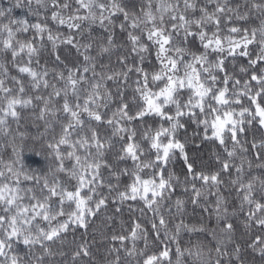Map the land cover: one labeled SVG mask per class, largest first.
<instances>
[{
    "label": "snow or ice",
    "instance_id": "1",
    "mask_svg": "<svg viewBox=\"0 0 264 264\" xmlns=\"http://www.w3.org/2000/svg\"><path fill=\"white\" fill-rule=\"evenodd\" d=\"M35 4L33 9V0H15L11 7L0 9V53L11 54L13 67L19 73L11 76L9 86L8 68L0 64V135L12 136L11 154L7 160L0 158V264H49L55 256H65L59 249L54 251L56 242L63 243L72 226L87 229L88 217L107 203V197L99 192L105 186L102 169H108L109 175L117 180L116 185L107 182L109 193H115L114 200L121 204L140 201L144 208L159 217V226L155 222L151 225L157 238L161 229L165 230L164 239L172 242H177L181 229L204 231L181 222L171 237L167 235V222L160 208L171 199L172 191L181 182L175 173L169 172L165 178L164 172L179 152L187 169L185 191L191 182L192 203L197 204L201 189L195 182L201 181V188L217 187L221 183L220 172L196 171L185 143L177 138L178 130L187 126L184 118L203 127L204 139L217 141L224 148L228 157L222 164L224 172L235 166L232 161L238 155L243 157L249 151L247 141H241L247 131L244 125L258 122L260 128H264V66H261L264 64V2L246 0L248 12L245 13H241L239 7H229L228 0H206L199 6L197 0H147L139 12L129 11L121 0H35ZM209 5H214L212 11ZM23 7L28 9V15L38 18L37 22L12 17L13 8ZM49 11L52 23L70 30L64 39H60L59 33L52 34L47 23ZM253 12L260 14L258 28L227 26L233 18L247 20ZM121 16L123 19L118 26L127 34L133 57L131 64L128 55H120L117 57L120 70H110L98 62L97 56L89 54L93 48V43L89 42L80 52L84 61L82 70L65 66V70L54 68L50 72L47 67L40 68L37 37L42 41L47 34L53 49L59 40L79 51L80 45L74 42L73 33L82 34L87 30L85 25L99 24L109 33L106 44L101 43L97 54L103 55L116 46L111 31ZM29 32L33 34L32 39L21 38ZM194 41L199 42L195 51L186 47ZM253 44L259 48L255 58L250 52ZM153 50L158 67L149 71L141 65L145 54L152 55ZM135 57H139V61ZM228 57L247 58L248 66H241L239 71L247 74L251 69L249 79L242 81L229 74ZM55 60L62 63L59 55ZM98 63L100 71H97ZM89 72L91 76L87 75ZM133 73L137 77L133 90L134 114L121 90ZM108 81L116 82L115 94L107 87ZM185 93L187 100L182 99ZM113 104L115 111H111ZM27 109H31L35 120L43 122L40 138L46 142V161H50L48 171L43 174L26 164L22 155L24 134H13L11 129V124L19 123L22 111ZM148 116L168 126L164 123L155 128L146 126L142 133H138L135 126H128L134 121L143 123ZM201 116L204 118L200 119ZM101 128L105 132L111 129V136L107 139L102 136ZM17 136L21 140L19 145ZM113 137L123 142L117 161L131 160V169L125 167L117 171L105 158L106 151L114 147ZM228 140L232 142L231 149L227 147ZM252 148L256 150V159L261 160L264 140L259 143L253 140ZM256 166L264 169V160ZM235 167L236 179L231 183L238 185L237 191L243 193L241 207L249 206L247 220L264 229V178L251 177L245 182L241 175L243 160ZM248 167H252V161L248 162ZM122 175L128 176L131 182L120 190ZM27 182H31L30 186H26ZM257 182L259 199L256 198ZM224 203L223 198L217 196L218 218ZM183 207L184 201L177 199L176 212H182ZM223 213L227 215L226 207ZM232 231L233 225L225 223L221 229L223 235L214 249L205 250L203 245L184 249L177 243V264H225V257L227 264H234L236 260L243 264L239 246L229 252L223 243L224 236L231 242ZM212 236L216 238L215 233ZM111 239L119 241L121 246L109 249V256L114 254V259L108 264H132L133 260L135 264H164L165 261L173 264L167 244L163 250L149 253V234L138 222L127 235H113ZM138 241H143V248L138 247ZM250 247L264 259V239L257 236ZM89 256L90 248L82 243L72 253V264H79L82 258Z\"/></svg>",
    "mask_w": 264,
    "mask_h": 264
},
{
    "label": "trees",
    "instance_id": "2",
    "mask_svg": "<svg viewBox=\"0 0 264 264\" xmlns=\"http://www.w3.org/2000/svg\"><path fill=\"white\" fill-rule=\"evenodd\" d=\"M147 0H121L127 9L131 12H139L140 6L146 4ZM155 2V0H154ZM258 2H264V0H258ZM15 3V0H0V9H7ZM198 6L206 3V0H197ZM229 7L237 8L241 13L248 12V7L246 6V0H228ZM33 9L36 8L35 0H33ZM75 7V5H74ZM214 5H209V11L213 10ZM42 12L45 10L41 9ZM199 13L197 12V15ZM12 17L15 18H26L30 22H37L38 18L35 16L28 15V9L23 8H13ZM48 16L47 23L52 30V34L55 36L60 34V39H64L70 34V30L66 26H58L51 22L50 11L46 13ZM121 16L119 20L115 21V27L111 31V35L115 40V47L111 48L109 53L103 55H97L99 53V47L101 43L106 44V37L109 33L105 32L99 24L95 25H85L86 31L73 33L74 42L80 45L79 51L77 48L71 45H65L57 41V46L53 49L51 42L47 40V34H45L44 39L41 41L39 37L36 38L37 46L40 49L38 60L40 68L43 69L47 67L51 72L52 69L65 70V66L81 67L84 64L83 56L80 52H83V45L89 42L93 43V48L90 50L89 54L92 56H97L98 62H102L107 65L112 71L120 70V65L117 63V57L120 55H128L129 63H132L133 57L130 55V45L128 44L127 34L122 32L119 28V22L122 20ZM7 22V20H5ZM260 25V14L258 12H253L249 15L247 20H236L233 18L229 23L228 27L237 26L247 28L251 30L252 28H258ZM226 31V29H225ZM182 35V34H181ZM32 39L33 34L29 32L22 36L21 38ZM191 41V38H189ZM186 47H191L193 51L199 48V42L194 41ZM259 51L258 45H250V52L252 58H255V53ZM59 55L61 57L62 63L56 62L55 57ZM146 58L141 65L146 70L152 71L154 68L158 67L157 61L155 59L154 50L152 55L145 54ZM139 61V57H135ZM215 59V57H212ZM0 64H4L9 71L8 85L11 86L10 78L11 76H18L16 68L13 67L11 62L10 53H0ZM247 67L246 57H236L235 59L227 58V69L230 75L234 78H239L242 81L247 80L250 77L251 69L247 74L241 73L239 71L240 67ZM261 66H264L262 64ZM97 71H100L99 63L97 64ZM91 76V72L87 74ZM223 76V73H220ZM137 79L136 74L133 73L127 82V85L122 86L121 90L125 93V99L130 103L133 108V114L135 112V103L133 102L134 88L136 87L134 81ZM27 82V78L25 77ZM254 83V82H253ZM107 87L115 94L117 91L116 82L108 81ZM118 99V98H117ZM183 100H187V93L182 97ZM138 100V97H137ZM245 104L247 101L245 100ZM234 107H236L234 105ZM111 111H115V104L112 105ZM109 111L108 115H111ZM198 113V110H197ZM204 117L201 116L200 119ZM186 123V128L179 129L177 132V138L185 143L186 152L189 160L194 163L197 172H204L205 174H211L215 172H220L221 183L217 187L209 189L207 186L201 188V181H196V187L201 189V196L197 204L192 203V198L194 193L191 190V182L187 184L188 191H185V174L186 166L184 161L180 158L179 152L176 153L175 159H173L167 166L164 175L167 178L169 172L175 173L176 176L180 178V185L176 187L171 193V199L166 200L162 207L160 208V214L164 216L167 222V235L169 237L176 231V225L183 222V224L188 225L189 228L200 229L203 228L204 231H187L181 229L177 242H172L170 240H165V230L161 229L159 232V238H157V233L152 230V223L155 222L159 226V217L154 216L153 212L144 208V205L140 201H125L123 204L119 200H114L115 193H109L107 182L111 181L113 185L117 184L115 177L109 175L108 169H102L103 179L105 181V186L99 189L102 196L107 197V203L93 216L88 217L89 225L87 229L76 228L72 226L68 233L66 234V239L61 243L57 241L54 245V251L59 249L65 253V256L61 257L59 255L55 256L49 264H72V253L76 251L77 246L80 244H86L91 250V256L84 257L79 261V264H108L110 259H114V254L109 256V249L113 246L120 247L119 241H113L111 237L113 235H127L134 223L138 222L141 224L142 228L147 230L149 234V253L159 250H163L164 246L170 249V259L173 264H177L176 248L177 243L181 248H191L195 245L205 246V250L208 247L215 248L217 240L222 237L221 229L224 228L225 223H231L233 225V231L231 233L232 240L229 243L226 236L223 237V243L227 245L226 250L232 252L234 248L239 246L240 256L242 258L243 264H264V259L261 258L260 253L253 247H250L252 242L257 236L264 239V229H261L255 222H249L247 220V213L249 211V206L245 204L243 208L241 207L242 192H238V185H233L231 181L236 179V167L242 163L244 172L241 174L245 182H247L251 177L264 178V169L258 168L256 165L264 160L256 159V150L252 148V142L255 140L259 143L264 140V128H260L258 122H254L252 125L245 124L246 133L241 137L242 143L246 140V147L249 149L248 153L243 157L238 155L232 163L235 165L231 168L229 172L221 171L223 161L228 159L227 153L224 148L214 140L204 139L203 127L193 123L188 120L187 117L184 118ZM161 123L167 127L166 122H161L158 118L154 116H148L145 118L144 122L134 121L129 127L135 126L138 133H142L146 126L159 127ZM11 129L13 134L22 133L24 134V152L23 158L27 165H30L36 173L43 174V172L48 171L50 161H46L48 152L46 150V142L40 138V133L44 131L43 122L35 120L32 115L31 109L22 111V118L19 123H12ZM101 134L106 139L111 136V129L105 132L104 128H101ZM211 135V132L208 133ZM50 138V137H49ZM137 140H140V136H137ZM12 136L4 137L0 135V158L7 160L12 152L11 147ZM114 147L106 151L105 158L111 163L117 171L124 169L125 167L131 169L132 162L128 161H117L116 156L120 150L122 141H119L117 137L112 138ZM21 143L20 137H16V144ZM147 148V144H144ZM227 147L231 149V140L227 141ZM219 158V159H218ZM252 161V167H248V162ZM42 169V172H41ZM63 176V174H61ZM51 179V177H49ZM191 181V178H188ZM131 181L128 176H121L119 181L120 190L124 189V186L129 184ZM31 182H27L26 186H30ZM173 183H176L173 180ZM258 189V182H257ZM217 196H220L224 200V204L221 206V215L218 218L215 207ZM261 193L259 189L256 193V198L259 199ZM99 199V197H96ZM180 199L184 201V207L182 212H176L175 201ZM94 208L95 206L92 205ZM227 208V215L223 213V208ZM120 208L121 211H117ZM141 208L144 211L141 212ZM259 215V214H258ZM212 233L216 234L214 239ZM138 247L143 248V241H138ZM130 247V243L128 244ZM123 251L121 256H123ZM215 255V253H213ZM225 264H227V258L225 257ZM132 264H135L133 260ZM167 264V261L164 262ZM234 264H241L240 260H236Z\"/></svg>",
    "mask_w": 264,
    "mask_h": 264
}]
</instances>
